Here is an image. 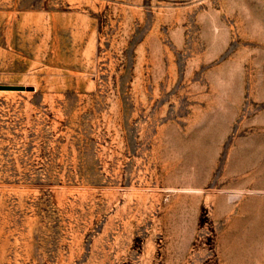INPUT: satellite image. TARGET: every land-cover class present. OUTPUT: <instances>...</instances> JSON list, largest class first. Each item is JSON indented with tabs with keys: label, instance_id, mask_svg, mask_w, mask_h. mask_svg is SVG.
I'll use <instances>...</instances> for the list:
<instances>
[{
	"label": "rangeland",
	"instance_id": "1",
	"mask_svg": "<svg viewBox=\"0 0 264 264\" xmlns=\"http://www.w3.org/2000/svg\"><path fill=\"white\" fill-rule=\"evenodd\" d=\"M0 264H264V0H0Z\"/></svg>",
	"mask_w": 264,
	"mask_h": 264
}]
</instances>
